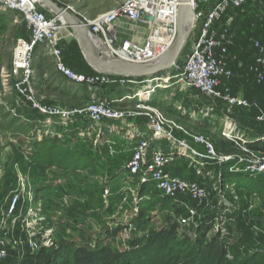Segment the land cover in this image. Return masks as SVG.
<instances>
[{
	"label": "built area",
	"instance_id": "1",
	"mask_svg": "<svg viewBox=\"0 0 264 264\" xmlns=\"http://www.w3.org/2000/svg\"><path fill=\"white\" fill-rule=\"evenodd\" d=\"M252 3L258 5L257 22L264 26V0H191L193 26L185 45L187 48L191 43L187 56H184L180 65L176 63L173 66V72L168 70L163 75L135 80L96 72H75L66 65L62 51L58 47L57 32L61 29L58 17L48 16L43 11L45 8L40 0H0L1 8L22 15V22L28 32L27 39L16 40L12 53L10 74L13 79L12 90L15 103L22 110L34 111L43 117L44 121L30 122L24 116L20 118L31 124L40 122L46 126H68L77 122L78 119L89 122L95 127H99L100 123L118 121L129 129L131 118L145 116L147 127L154 137H170L173 132H178L189 138L194 145L202 147L205 157L214 164L221 165L222 161L232 160V156L217 158L211 141L183 129L175 121H167L158 107L151 106L148 104L151 103L150 101L142 99L138 87L151 85L154 86V91L156 88L170 90L173 87L190 89L197 91L205 99L218 101L230 109L248 110L252 104L244 96L232 94L229 90L221 91L218 86L222 78L229 79L232 76L231 69L227 67L226 57L229 47L233 44L234 31L238 26L237 19L240 13ZM178 5L179 0H126L120 6L94 19H87L77 14L78 19L88 29L90 36L100 46L107 48L109 56L119 57L130 63L149 64L163 57L176 38ZM68 10L75 12L71 7H68ZM120 19L130 24L143 25L146 33L140 40H117L115 24ZM254 25V23L251 24L252 27ZM241 33L245 34L243 31ZM251 44L256 54L249 70L254 74L256 82L261 84L264 83V38L262 40L252 39ZM39 47H45L48 50L53 58L56 72L68 83L84 87L90 96L96 88L100 87L117 85L125 87V90L130 88L131 93L125 92L118 102L126 100L133 104L125 108H115L113 101L96 96L90 97L84 105L77 104L78 106L68 107L47 103L43 98H36L31 89V80L33 58ZM14 112L16 111H11V113ZM263 119V116L257 117L258 121ZM127 132L130 138L137 137L133 135V130ZM222 136L233 142L245 143L240 137L229 133H222ZM181 147H185L184 141L178 142L175 149L166 152L159 148H152L150 157L147 158L150 142L146 139L136 141L131 156L124 166V178L133 179L139 176L141 183L152 182L156 190L165 198L176 201L177 196H186L200 205L207 197V190L196 182L171 175L167 170L176 157L182 154L179 150ZM244 151L251 153L254 156L253 159H239L237 164L228 168V171L264 179V156L248 151L246 148ZM184 157L189 158L194 164H199L192 155ZM108 195H110V190L105 188L103 196L108 197ZM17 199V196L9 198L6 211L8 217L14 213ZM137 200L140 198L135 199V202ZM195 216L196 210L188 209V215L180 218L179 223L188 226ZM13 245L19 250L23 246L22 242L14 240ZM28 247L33 252L38 249V246L31 240L28 242ZM6 257L7 252L0 241V263Z\"/></svg>",
	"mask_w": 264,
	"mask_h": 264
},
{
	"label": "crops",
	"instance_id": "2",
	"mask_svg": "<svg viewBox=\"0 0 264 264\" xmlns=\"http://www.w3.org/2000/svg\"><path fill=\"white\" fill-rule=\"evenodd\" d=\"M53 1L60 7L64 8L68 13L78 18L77 12L68 10V6L65 3L69 2V0ZM121 1L122 0H115L113 2L111 0H108L109 6H105V8L110 9ZM43 11L48 16H53L46 9H43ZM102 11L103 8H101V10L93 16H87L83 13L82 14L85 15L84 17H86L87 19H94L98 15L103 14L104 12ZM257 12L258 5L252 3L240 13L237 22L235 21L238 26L235 28L233 44L229 47V53L226 57L227 67L231 69L232 76L229 79L222 78L218 89L221 91L229 90V92L232 94H239L240 96H244L249 101V103L252 104V106H260L261 108L264 106V84L257 83L254 78V74L249 70L256 54L251 44V40H262L264 38V26H261L257 22ZM252 23L255 24L253 27L251 26ZM59 24L61 25V29L57 32L58 47L62 51L63 60L66 65L75 72L94 73L95 71H93L86 63L84 56L82 55L79 46L72 35L71 29L67 27V25H65L61 20ZM115 29V36L119 41L125 39L140 40L141 37H143L146 33V29L143 27V25L130 24L123 19H120L116 22ZM241 31H243L245 34L243 35ZM27 38L28 32L22 22V15L18 12L8 11L0 7L1 66L10 63L15 41L18 39ZM91 39L95 43H97V41L93 37H91ZM42 49L46 48L39 47L36 50L33 58V77L31 80L32 91L37 90L38 86L44 85L48 78L46 72L38 74L35 71L37 62H40L43 57L41 56V53H39V51ZM2 59L7 60L3 62ZM39 68L41 67L39 66ZM2 71L3 73L2 75H0V77H3L4 75V70ZM55 73L56 75H59L60 80L58 81L57 79V81L53 83L52 91L59 93L63 87L68 85L78 95L74 99H76V102L79 105H84L86 102H88V99L90 97L96 96L100 99H107V101H113L112 104L115 108H125L133 104L132 102H127L126 100L118 102L122 98V94L117 96L116 93L118 91H113L112 89L114 88L112 86L96 88L94 90V93L90 96V93L88 94L84 87H79L70 84L56 71ZM34 81L37 83H34ZM172 89L177 90V94L181 93L185 96L188 95L189 97H191V101H187L186 99H184V103L182 105L185 109V113H187L186 115L189 114L192 117H201L202 114L208 115V120H204V122L201 123L202 130L204 129V131H207L209 133L208 135L201 133L206 139H208L209 141L211 140V142L214 143L215 146L218 145L220 148L224 143L227 146L232 147V149H234L233 147L237 148L238 152L236 151V154L234 155L232 154V152L227 154V149L224 150L225 155H222L221 153H219V151H217L221 156L231 155L233 157L231 161H229L226 165L214 164L205 157L204 150L202 147L194 145L189 138L182 136L178 132H173L172 136L170 137H154L152 131H150L147 127V120L144 121V118H146L145 116H137L129 120L131 125L130 128L132 127L134 130L133 135L137 136L135 138H130V136L127 135L129 132H125V130H122V124L118 121L104 122V127L101 126L102 129L99 126L98 129L101 134L102 142L104 144L103 147H106L105 153H108L110 158L109 160H111V158H113L114 156H119L126 163L132 153V149L135 146L137 138L146 139L150 142V149L147 151V158L150 157L152 148H159L166 152L175 149V147H177L178 142L184 141L185 147L179 148L180 153H182L183 155H178L176 159L167 167L169 173L184 180L202 184L203 188H206V184L209 185V187L211 184L213 186H219V184L221 185L222 182H219L218 179L222 178V176H226V174L224 173L228 171V168L231 165L237 164L239 159L246 158V155H244L246 153L244 151L245 147L249 144L257 142L258 140H261L262 138H258L259 135L257 134L255 136L253 135L251 128L252 122L245 118V113H248L247 111L242 112L240 108L230 109L218 101L207 100L204 97L200 96V94L194 90L180 89L178 87H173ZM11 94L13 97H15L12 90V85ZM40 98H43L45 102L62 105L61 102L55 99L50 100L47 97ZM170 111L173 113V108H170ZM22 112L24 113H22L21 115L18 114V116H24L27 119L29 117H27L26 115L30 116L31 114H36L34 111L25 109ZM39 118L43 119V117L41 116H39ZM80 121L81 120L78 119L77 122ZM105 127L108 129V131H113V133H107L105 131ZM185 128L186 130H189L191 132L198 133V131L193 130V128L187 126ZM210 133H214L216 136H211ZM222 133H229L240 137L245 143L233 142L230 139L223 137ZM93 136H95V134ZM93 136L91 137L94 138ZM85 139L88 140L87 138ZM216 142H219L220 144H217ZM98 143L95 145L101 146V143ZM24 147H26V149L31 148L30 146ZM102 154L103 152L101 153V155ZM188 155H192L193 157H195V160H197L200 165L188 163L189 158L184 157ZM98 159L100 161L98 162V164H100L98 165L100 169L101 165H103V159ZM96 162L97 161H91L88 165L89 167H87L86 170H84L83 167H77L76 164L78 162L73 164L75 165L76 170H73V166L69 170H63L55 166H36L37 172L35 174V178H38L36 181V185L38 187L41 185L43 189H45V187H48L45 191V193H47V198L45 196L46 200L44 201L45 205L43 207L42 215L45 221L48 223L49 228L53 226L54 229H59L62 224H69L71 222H76L79 224L72 226V229H75L74 231L77 235L69 236L70 239L68 238V240L75 243L86 241L88 238L93 236L92 231L96 226H99V228L106 227L108 229L112 226L111 228L114 229L116 225L115 221H117L118 227L126 225L122 223L125 222L123 218L128 220L129 217H137L138 212L140 210L139 204L141 202H150L155 198H162L165 200L167 199L169 200V208H171L176 203L175 200L161 196V194L156 190L152 182L141 183L139 176L136 177V179H127L126 176V178H124L122 175L120 177V180H118L119 182H121L120 185H118L117 180H110V187H107L110 190V195H108V197H104L102 195V200L104 202L103 207H105L102 211H104L105 213L101 214L96 213L97 211L94 212V199H99L95 195V186L97 184V186L100 187L102 185L101 183H103L104 180V178L100 177L99 175H95L94 173V167L96 166ZM192 164L198 167L193 166ZM85 166H87V163L85 164ZM211 166L213 167V169L211 168ZM222 171L226 172L222 174ZM95 176L98 177L99 181L96 179V181L93 180V177ZM133 180H137V183H135ZM97 181L101 185H98ZM237 182L226 183L227 186H230L231 190H235L234 193L237 197H241L243 196V192H246V188L241 189V187L238 186ZM117 187L119 188L118 191L120 197H117V195H115L113 201H116V204L114 206H110V196L112 195L111 190ZM140 189L141 195H143L142 197L138 195ZM208 194L209 192L207 191V196ZM61 198L67 200L69 203V208H67L66 211H62L58 208V202L62 201L59 200ZM138 198H140V200H137L135 202V199ZM113 201L111 203H113ZM168 206L165 207V210L169 209Z\"/></svg>",
	"mask_w": 264,
	"mask_h": 264
},
{
	"label": "rangeland",
	"instance_id": "3",
	"mask_svg": "<svg viewBox=\"0 0 264 264\" xmlns=\"http://www.w3.org/2000/svg\"><path fill=\"white\" fill-rule=\"evenodd\" d=\"M111 1L114 2L115 0ZM124 1L126 0H122L120 3L116 4L112 8L120 6ZM65 4H67L68 7L73 8L75 12L82 16H85L83 14H86L87 16H93L97 12H99L101 8H103L102 12L104 13L112 9L105 8V6H109L108 0H69V2ZM190 45L191 43H189V47H185V49L183 50V56H187V54L189 53ZM39 53H41V56L43 57L40 62H37L35 71L38 74L46 72L48 78L44 85L38 86L37 90H33L35 97H47L50 100L55 99L61 102L62 105L68 107L78 106L76 99L73 98H76L78 95L68 85L63 87L59 93L52 91L53 83L57 81V79L58 81L60 80L59 75H56L55 73L56 70L54 67V61L51 54H49L48 50L42 49L39 51ZM6 60L7 59H2L3 62ZM11 62L12 57L10 63H7L4 66L0 65V75H2L3 73L2 70H4L3 77H0V179H2L0 183V241L4 245L7 254L9 255V253H14L16 258H20L23 256L25 244L28 247V242L30 240L34 241V243L38 246V249L34 251L35 253H38L37 261H33V258L29 264H38V261L44 260L48 256L49 250L56 252L63 251V241L71 242L70 240H68L69 236L77 235L74 231L75 229H72V226L79 224L76 222H71L69 224H62L59 229H54L53 226L49 228L48 223L45 221L42 215L43 207L45 205L44 201L47 198V193H45L41 185V187L36 186V181L38 178H35L33 180L29 178V163L31 164L33 159H39L40 162L50 163L45 164V167H64L65 164L74 163L77 160V167H83L84 170H86V168L89 167L88 165L91 160L89 158H82L80 160L79 154L75 153L74 151H70L68 147H60L55 151L54 148L52 149L53 151L50 150L51 154L53 153L55 155L62 152L63 157L67 158V161H65V163L61 160H58V158L56 157L53 158V155H47L46 151L48 145L53 142V139H55L57 135L56 130L58 129V126H46L40 122H37L36 124H31L29 121H23L20 116H18V114L21 115L23 110L15 103V99L11 94ZM39 66L41 68H39ZM173 70L174 67L169 71L173 72ZM34 83L37 82L34 81ZM113 88V91H118L116 93L117 96L125 92H127L128 94L131 93L130 88H127V90H125V87H118L117 85H113ZM156 89L154 91V86L151 85H144L138 87V90H140L139 92H141L142 99H146L147 102L150 101L162 103L165 110L173 108V113L170 110L165 112L162 111V114L167 121L170 120V122H178L176 124L182 127L183 129H186V126L193 128V130L198 131V133L191 132L189 130L187 131L203 138L205 137L202 134H209L207 131H204V129L202 130L201 128V123L204 122V120H208L209 118L207 114H202L201 117H192L189 114L186 115L187 113H185V109L182 106L184 103V99H186L187 101H191V97H189L188 95L185 96L181 93L177 94V90L174 89ZM12 110L16 111L14 112L16 115H14V113H11ZM39 121L43 122L44 120L42 118H39ZM28 124L29 126H27ZM99 126L104 127L102 123H100ZM122 128L121 129L125 130V132L133 130L132 127H129L130 129H128L123 124ZM91 131L95 132V136H93L94 134H91V132H88L87 129L78 128L77 138H87L88 140H91V143L94 142V146H96L95 144H97L101 140V134L99 132L98 127L93 128ZM105 131L110 134L113 133V131H108L106 127ZM210 134L211 136H216L214 133ZM91 136H93L94 138H92ZM216 143L220 144L219 142ZM24 146H30L31 148L26 149V147ZM213 146L217 158L227 157L219 155V153L225 155V149H227V154L236 150L232 149V147L230 146H227L225 143L222 144L221 148L218 145ZM216 147L219 153L217 152ZM40 148H42L41 151H39ZM236 151L238 152V150ZM232 154L234 155L236 154V152H232ZM14 155L23 158V162L25 164H23L21 167L20 164L11 167L10 165L13 164V161L15 160L12 159ZM244 155H246V158H244L245 160H251L254 157L251 153H245ZM95 157L96 156L94 155L92 158L94 161H97L96 166L94 167L96 168L97 172L94 171V173L95 175H98V165H100L98 164V162L100 161L98 158ZM229 161L231 160L222 161L220 164L226 165ZM192 162L193 161L189 159L188 163ZM86 163L87 166H85ZM192 165L196 166L194 164ZM211 168L213 169L212 166ZM226 175L228 176V174ZM9 176H13L12 182L10 180V183H8L7 186H4L6 185V181ZM95 179L98 180V177H93L94 181H96ZM98 181V185H101L102 183L99 184ZM230 181H238L237 184L240 185V187H246V192H243V196L237 197L234 193L235 190H231L230 186H224V184H221V186H213L211 184L210 187L207 184L205 185V189L207 191L210 190V193L206 197V202L203 203V206L206 205L208 207L215 208V211L213 212L214 214L212 213L213 215L212 217H210L212 218L213 230L211 231V233H209L208 237L213 235L216 231H220L222 238L225 239V243L228 245L231 252L245 253L246 251L247 254L254 253L259 250L264 251V187H262L261 183L251 178H238L233 176L232 178H230ZM96 186L95 195L99 198L98 195L100 188L99 186ZM11 196H17L18 199H20V204L17 214L14 215L15 213H13L10 217H8L6 214V207L9 202L8 200ZM214 196L215 201H212ZM59 200L62 201L58 202V208L62 211H66L67 208H69L68 201L62 198ZM97 201L98 199H94L93 211H97L96 213L104 214L105 212L102 210L105 207H103V205L102 207H99L96 204ZM150 206H154L155 208L151 210V212H149V215L147 214L146 218L148 219V224L143 226L140 230L136 227V225H133V222L135 220L134 217H129L128 220L123 218L125 222L122 223L126 225L122 226L125 228L122 231L117 230V221H115L116 225L114 229L111 228L112 226L109 229L106 227L99 228V226H96L92 231L93 236L88 238L86 241H81L79 243L88 245V247H93L98 243H110V246H112L114 249L122 250L128 245V242H130L131 240L136 239L142 242L149 236V234L161 228L167 227L169 224L177 223L175 220L177 215L175 216L173 214L174 208H169L165 210V207L168 206V201H166L165 199H153L152 201H150V203L144 205V207L141 209L140 214ZM24 212L25 214L23 215ZM176 219L179 220L180 217ZM114 230H117L118 234L114 238H111L113 236V234L111 233ZM179 233H183L189 236L195 235L194 228H188L187 225H181ZM21 235H23L26 239H24V237H21ZM13 240L16 242H22L23 246L20 250L13 245ZM56 260V263L61 262L60 257H58Z\"/></svg>",
	"mask_w": 264,
	"mask_h": 264
},
{
	"label": "trees",
	"instance_id": "4",
	"mask_svg": "<svg viewBox=\"0 0 264 264\" xmlns=\"http://www.w3.org/2000/svg\"><path fill=\"white\" fill-rule=\"evenodd\" d=\"M183 58L184 56L182 51L177 61L178 65L182 63ZM163 74L164 72L158 75H163ZM123 94L124 93H122V95ZM151 103H152L150 104L151 106H156L163 112L170 110V109L165 110L162 103H156V102H151ZM241 110L242 112L243 111L248 112L245 113V118H247L250 122H252L251 128L253 135L255 136L257 134L259 135L258 138H262L261 140H258L255 143L247 145L245 148L248 151L264 156V119L262 121L257 120V117L259 116L264 117V106L261 108L260 106L259 107L251 106L248 110L247 109H241ZM26 116L29 117L28 120L30 122L31 121L36 122L39 120V116L36 114L33 115L31 114L30 116L28 115ZM146 120L147 118H144V121ZM27 126H29V124ZM57 128H58L56 130L57 135L55 139L52 140L53 142L48 145L46 151L48 156L53 155L52 156L53 158L56 157L58 158V160H61L62 162L65 163V161H67V158L63 157L62 152L55 155L53 153L51 154L50 150L54 148L55 151L60 147L62 148L68 147L70 151L72 152L74 151L75 153L79 154L80 160L82 158H89L91 161H94L92 159L94 155L98 158L103 159V165H101L98 175L104 178V180L102 185L99 187L100 188V192L98 195L99 199L96 203L99 207H102V205L104 204L102 200L103 191L105 188L110 187L109 185L110 180H117L118 185H120L121 182H119L118 180H120V177L122 175L123 177L125 175V171H124V166L126 164L125 161H123L119 156H114L113 158H111V160H109L110 158L108 153H105L106 147H103L104 144L102 142V138L100 140L101 146L99 145L94 146V142L91 143V140H86L85 138L83 139L77 138L78 128H84L87 129V131L89 130L91 131L93 128H95V126H93L89 122L86 121L83 122L81 120L78 123H74L68 126L58 125ZM138 140H140V138H137L136 141ZM42 148H40L39 151H41ZM233 148L237 150L236 147ZM216 150L218 151L217 147ZM236 150L232 152H236ZM102 152L103 154L101 155ZM12 159L15 160L13 161L14 163L10 165L11 167L17 164H20L21 167L23 164H25L23 162V158L17 155H14ZM75 162L77 163V160ZM75 162L70 164H65L64 167L58 166V168L63 170H69L73 166L74 167L73 170H76L75 165H73L75 164ZM45 164H50V163L49 162L43 163L40 162L39 159H33L31 164L29 163L30 166L29 178H31L32 180L35 179V174L37 172L36 166L37 165L44 166ZM94 171L97 172L96 168H94ZM224 172L222 171V174ZM224 174H228V176L227 175L225 177L222 176V178L218 179V181L219 182L221 181L222 182L221 184H224V186L227 185L226 182L228 183L232 182L230 181V178L234 176L238 178H243V177L251 178L261 183L262 187H264V179L260 177L252 178L251 176L248 175H244L241 173H231L229 171H227ZM12 179L13 176H9L6 181V185L4 186H7L8 183H10V180L12 182ZM134 179H136V177H134ZM1 180L2 179H0V183ZM133 181L137 183V180H133ZM200 186H202V184H200ZM219 186L221 185L219 184ZM47 188L48 187H45L44 191H46ZM242 188H246V187H241V189ZM118 190H119L118 187L111 190L112 195L110 196L111 197L110 206H114L116 204V201L115 202L113 201L115 195H117V197H120ZM208 192L210 193V190H208ZM138 195L140 197L143 196L141 195V189ZM177 198L178 199L176 200V203L171 207L174 208L175 210L174 214L175 216L177 215L176 218L186 217L188 215V209L196 210V216L193 219V222L187 226L188 228H194L195 231L194 236H189L183 233H179L181 225L178 222L179 220L175 218L177 223L169 224L167 227L161 228L149 234V236L142 242L136 239L131 240L130 242H128V245L122 250L114 249L112 246H110V243H101V244L98 243L93 247H88V245L81 243H74L72 241L71 242L63 241L64 243L63 251L56 252L49 250L48 256L44 260H40L37 263L38 264H264V251L259 250L254 253H247V254L246 251L245 253H235L230 251L228 245L225 243L226 242L225 239L222 238L220 231H216L213 235L208 237L209 233H211V231L213 230L212 218L210 217H212V215L214 214L213 212L215 211V208L208 207L206 205L203 206V203L206 202V200L202 201L201 204L199 205L193 202L192 200H190L189 198H187L186 196H179V197L177 196ZM214 199L215 196L213 197L212 201H215ZM112 201L113 203H111ZM166 201L169 200L166 199ZM148 203L150 202L144 201L139 204L140 210L133 222V225H136V227L139 230L143 226L148 224L147 223L148 219L146 218V216L147 214L149 215L150 214L149 212H151V210L155 208L154 206H150L140 214L141 209L144 207V205H147ZM19 204H20V199H17L14 215H16L18 212ZM6 211H7V207H6ZM24 214L25 212L23 213V215ZM123 229L125 228L122 226H119L117 228V230L119 231H122ZM117 230H114L111 233L113 234L111 238L117 236L118 234ZM21 237L24 236L21 235ZM24 239L26 238L24 237ZM37 254L38 253L31 252L28 249L27 245L25 244L22 257L16 258L14 253H9V255L7 254L6 259L2 261L0 264H29L33 258H34L33 261H37ZM58 257L61 258L60 260L61 262L56 263L57 261L56 259Z\"/></svg>",
	"mask_w": 264,
	"mask_h": 264
},
{
	"label": "water",
	"instance_id": "5",
	"mask_svg": "<svg viewBox=\"0 0 264 264\" xmlns=\"http://www.w3.org/2000/svg\"><path fill=\"white\" fill-rule=\"evenodd\" d=\"M191 0H179L177 35L169 50L158 61L149 64L130 63L107 54V48L95 43L81 21L57 5L53 0H40L42 6L71 29L86 63L96 73L127 79L144 80L170 70L178 61L191 34L193 20ZM190 18H187V14ZM149 20V18H147Z\"/></svg>",
	"mask_w": 264,
	"mask_h": 264
},
{
	"label": "bare ground",
	"instance_id": "6",
	"mask_svg": "<svg viewBox=\"0 0 264 264\" xmlns=\"http://www.w3.org/2000/svg\"><path fill=\"white\" fill-rule=\"evenodd\" d=\"M187 14V18L189 19L191 16H190V14H188V13H186Z\"/></svg>",
	"mask_w": 264,
	"mask_h": 264
}]
</instances>
